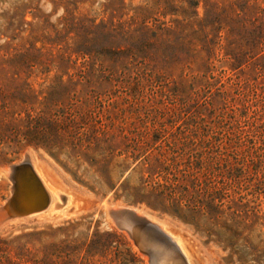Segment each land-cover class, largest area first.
<instances>
[{
  "label": "rangeland",
  "instance_id": "1",
  "mask_svg": "<svg viewBox=\"0 0 264 264\" xmlns=\"http://www.w3.org/2000/svg\"><path fill=\"white\" fill-rule=\"evenodd\" d=\"M261 9L264 0H0V207L12 190L7 170L24 159L44 163L85 207L68 217L29 214L1 224L0 264H151L116 228L108 204L168 222L190 238L196 264H264L262 170L257 176L250 170L238 183L236 171L229 174L213 159L203 178L215 194L200 211L164 200L157 189L162 177L144 158L157 157L158 145L167 149V135L150 131L152 146L131 152L118 84L123 68L138 61L178 83L198 105L228 88L240 69L248 74L242 78L257 83L262 77L250 65L253 54L231 70L229 39L212 28L237 24L238 13L253 19ZM82 70L99 82L87 85L78 75ZM213 103L202 107L207 117L211 108L231 105ZM62 111L84 115L93 136L89 144L70 141L46 122ZM239 113L231 123L236 131L247 130ZM182 123L176 122L180 130ZM41 137L47 141H30ZM186 143L177 140L173 148L181 161L205 160ZM198 170L202 177L204 169Z\"/></svg>",
  "mask_w": 264,
  "mask_h": 264
},
{
  "label": "trees",
  "instance_id": "2",
  "mask_svg": "<svg viewBox=\"0 0 264 264\" xmlns=\"http://www.w3.org/2000/svg\"><path fill=\"white\" fill-rule=\"evenodd\" d=\"M263 13L264 9H261L257 13L258 16L253 19L248 18L244 13L243 15L238 13L237 24L235 20V25L226 27L219 23L217 27L212 28L218 32L225 31L224 37L231 40H227L229 48L227 55L232 60L231 70H236L245 61L246 54H253L251 56L253 61L250 65L253 70H258L259 76L262 77L257 83L256 81L251 82L249 76L242 78L246 72L240 69L241 76L237 74V80L236 75L235 79L231 76L228 88L219 89L211 96L210 101L206 99L203 104L198 105L196 99H188L185 96V91L178 83L157 73L154 67L145 61H138L132 67L125 66L121 71L122 78L118 84H122L124 89L123 112L128 115L127 120L130 126L126 140L131 152L137 154L152 146L153 143L147 139L148 132H160L167 135L164 140L167 149L158 145L155 147L158 150V156L152 158V154L149 153L144 161L152 171L162 177L163 182L157 185L158 195L173 205L185 202L186 206L198 212L204 207V199L212 198L215 192H209L208 182L203 177L206 176L213 159L217 160L218 165L223 166L229 174L236 171V182L238 183L244 181L242 179H247L245 177L249 176L250 170H254L256 176L260 173L259 170H262L261 176L264 179ZM208 17L207 15L206 18L198 21L199 30L205 29ZM246 48H249L248 51L244 50ZM83 64L86 66L85 63ZM236 64L239 66L236 67ZM113 73L115 72L112 70V76ZM78 75L87 85L99 82V78L93 79V76L89 77V74L83 70ZM106 80V84L110 86L113 78L108 77ZM118 84H113V86ZM108 88L101 91L105 92ZM215 99L231 102V105L211 108L209 117H207L202 107L208 102L213 105ZM189 100L196 102L191 105ZM236 103L239 105L237 108ZM204 108L206 111V107ZM236 110L240 112L239 116L246 119L244 122L247 130L236 131L235 124L231 123L234 121ZM53 115L47 117L46 122L58 127L62 136L71 139L70 141L90 143L93 136L81 112L77 111L76 114L62 111L58 118H53ZM177 121L183 122L182 124L185 125L183 130L179 129V125L176 126ZM169 124L172 128L167 127ZM177 140H186V147L191 152L200 151L198 156L205 155V160L181 161L180 156L173 150ZM30 141L39 144L47 140L41 137ZM247 142L251 145L247 146ZM167 150H172L173 155H169ZM182 164L184 168L181 167ZM198 169H204L202 177Z\"/></svg>",
  "mask_w": 264,
  "mask_h": 264
},
{
  "label": "bare ground",
  "instance_id": "3",
  "mask_svg": "<svg viewBox=\"0 0 264 264\" xmlns=\"http://www.w3.org/2000/svg\"><path fill=\"white\" fill-rule=\"evenodd\" d=\"M13 165L16 167L14 170L16 183H20L23 192L22 195L15 194L10 200V207H12V212L16 218L29 214H39V216L49 218L68 217L84 211L83 203L74 197L73 191L65 188V185L63 186L59 182L44 163L35 159H24ZM9 173L10 169L7 170L8 177ZM11 189L10 197L12 196L13 185ZM41 190L47 197V206L43 210L30 212L31 210L27 209L40 201L39 192ZM61 199H63V203L59 204ZM105 206L107 212L112 210V214H108V216L110 218L111 216L115 217L120 227L132 237L131 241L140 250L147 251L144 254L148 256L151 264H196L194 260L196 247H193L187 235L174 229L168 222L160 221L139 210L130 208L133 210L132 214L138 219L145 220L147 222L145 223L128 215L126 211L121 212L120 208L122 207L119 205ZM23 213L26 214L23 215ZM1 218L0 215V224L3 222ZM199 259L198 261H200Z\"/></svg>",
  "mask_w": 264,
  "mask_h": 264
},
{
  "label": "water",
  "instance_id": "4",
  "mask_svg": "<svg viewBox=\"0 0 264 264\" xmlns=\"http://www.w3.org/2000/svg\"><path fill=\"white\" fill-rule=\"evenodd\" d=\"M15 165H13V164H11L10 166H9V169H10V173H9V178H10V180H11V182H12V185H13V191H12V196L11 197H9V199H8V201L5 203V205H3V206H1L0 207V215H1V219L3 220V222L1 223V224H3L4 222H6V221H9V220H12V219H14V218H16V215H14V213L12 212V207H10V200H11V198L16 194V195H22L23 194V192H22V190H21V185H20V183H16V177H15V173H14V170H15ZM37 184V183H36ZM15 186H16V188H15ZM40 201L36 204V205H34V206H32V207H30V208H28L27 210H31L30 212H32V211H40V210H43L46 206H47V197H46V195L43 193V191L41 190L40 192ZM108 206H109V204H108ZM121 210V212H127V214L128 215H130V216H132V217H134L135 219H137V220H140V221H143V222H145V223H147L145 220H143V219H138L137 217H135L132 213H133V210L132 209H130V208H126V207H122V208H120ZM22 214V213H21ZM24 214H26V213H23V215ZM108 214L109 215H111L112 214V210H110L109 212H108ZM23 215H21V216H23ZM0 224V225H1ZM114 225L116 226V228H118L119 230H125V229H123L122 227H120V225L119 224H116V223H114ZM128 236H130V235H128ZM129 238H131L132 239V237H129ZM142 250V249H141ZM141 252H143V253H146L147 251H145V250H142Z\"/></svg>",
  "mask_w": 264,
  "mask_h": 264
}]
</instances>
